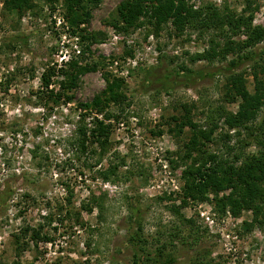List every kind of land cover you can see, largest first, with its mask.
Returning <instances> with one entry per match:
<instances>
[{
    "label": "rangeland",
    "instance_id": "rangeland-1",
    "mask_svg": "<svg viewBox=\"0 0 264 264\" xmlns=\"http://www.w3.org/2000/svg\"><path fill=\"white\" fill-rule=\"evenodd\" d=\"M120 1H85L89 18L81 26L94 38L85 61L96 68L79 75L72 100L50 108L51 101L45 107L35 96L43 69L55 67L52 87L57 92L63 79L59 64L82 46L62 20L64 0H32L34 6L20 16L6 11L0 0V191L13 189L8 201L0 202V264H132L134 252L140 264H264V223L253 224L250 209L237 215L228 208L221 212L212 192L203 200H184L182 171L190 162L184 160V145L192 129L180 126L185 109L204 127L212 113L218 127L205 148L220 153L238 149L239 136L217 112L238 108V97L231 99L229 93V75L240 73L249 91L255 71L264 77L259 68L264 66V40L249 49L251 60L235 66L229 64L232 54L192 63L193 53L209 48L211 38L222 44L221 36L189 28L180 34L170 22L157 33L149 23L116 31L107 21ZM188 3L252 15V26L264 27V0ZM182 65L200 74L172 81L169 74ZM112 76L124 79L125 100L108 108L118 121L109 120L107 152L101 159L85 158L71 144L77 104L90 101ZM263 119L264 102L254 124L262 126ZM244 134L249 144L241 151H256L254 138ZM122 159L117 177L100 176L99 171ZM93 195L98 205L92 212L82 210ZM60 204L72 212L70 217L49 218ZM132 205L138 208L140 227L132 219ZM27 226L31 230L25 233ZM32 229L39 231L37 238Z\"/></svg>",
    "mask_w": 264,
    "mask_h": 264
},
{
    "label": "trees",
    "instance_id": "trees-1",
    "mask_svg": "<svg viewBox=\"0 0 264 264\" xmlns=\"http://www.w3.org/2000/svg\"><path fill=\"white\" fill-rule=\"evenodd\" d=\"M85 1L87 4L95 5L99 0H64L65 14L61 16L62 20L67 22L72 34L79 36L82 46L77 55L70 56L68 60L61 61L59 64L57 71L62 74L63 79L59 81L57 92L52 87L55 67L43 69L40 75V88L35 92V96L39 101H43L42 104L45 107L47 100L52 102L50 108L72 100V91L77 86L79 75L96 68L95 63L85 61L86 53L90 52L89 46L94 42L93 35L81 26L87 23L89 18ZM2 2L6 11H14L19 16L34 6L32 0H2ZM247 3L249 4V1ZM251 21L252 15H236L228 9L220 10L212 3L193 7L188 0H121L107 22L116 31L124 32L149 23L154 26L157 33L168 22L180 34L186 28L201 33L212 30L216 35L221 36L223 43H214V39L211 38L209 48L193 53L189 57L190 62L201 60L211 62L215 59H226L227 55L232 54L235 57L230 59L229 64L235 66L240 60H251L253 53L249 49L264 40V27L252 26ZM241 34L245 35V38L235 40V37ZM259 68L264 75V66ZM257 72L253 73V91L245 87L240 73L229 75L227 79L229 93L231 99L238 97V108L235 112H217L224 125L229 130H234L239 136L238 149L227 147L228 152L220 153L205 148V142L213 141V133L218 127L215 115L210 113L209 126L204 127L192 121L189 116L190 110L185 109L180 126H190L192 134L184 145V160H190V162L182 171L184 180L182 190L184 200L185 198L203 200L208 193L212 192L217 210L224 212L228 208L233 215H237L243 209H250L254 214L253 224H262L264 223V119L262 126L255 125L254 121L264 102V77L260 78ZM197 74H200V71H193L182 65L168 77L173 81L176 77H191ZM106 80L105 89L94 95L90 101L77 104L80 110L71 144L75 147V152H80L85 155V158L93 155L101 159L107 152L112 128L109 120L118 121V117L110 113L108 108L111 105L121 104L125 100V94L121 90L124 79L112 76L111 79L106 78ZM244 132L254 138L258 146L256 151L251 153H245L243 149L241 151L243 146L249 144L245 141L246 138H241L245 135ZM120 165H124V159L121 164H112L108 169L99 171V174L105 180H109L110 176L117 177ZM227 189L229 192L226 195L218 196L220 191ZM12 194L13 189L3 188L0 191V202L8 201ZM98 202V197L93 195L87 202L81 204V209L92 212ZM59 206L57 210L49 213V218L51 216H62V219L70 217L72 212L67 206L61 204ZM63 210L65 212H62ZM131 212L132 219L139 226L138 208L132 205ZM73 214L76 215L75 222H79V212ZM261 214L263 220L259 218ZM29 230L31 229L27 226L24 232L27 233ZM137 231L135 232L137 238L132 236V239L136 238L138 241ZM39 234V231L32 229V238H37ZM132 264H140L136 252L133 253ZM147 264L150 263L147 262Z\"/></svg>",
    "mask_w": 264,
    "mask_h": 264
},
{
    "label": "built area",
    "instance_id": "built-area-1",
    "mask_svg": "<svg viewBox=\"0 0 264 264\" xmlns=\"http://www.w3.org/2000/svg\"><path fill=\"white\" fill-rule=\"evenodd\" d=\"M79 50H80V49H77L76 52L78 53ZM65 59L68 60V58H65ZM66 60H65V61H66ZM207 221H208L209 223H212V222H213V221L210 219V217H207Z\"/></svg>",
    "mask_w": 264,
    "mask_h": 264
}]
</instances>
